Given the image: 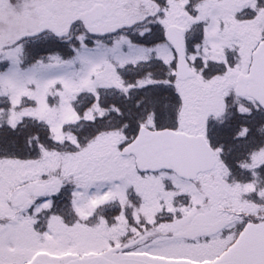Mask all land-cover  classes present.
<instances>
[{
    "label": "snow or ice",
    "instance_id": "snow-or-ice-1",
    "mask_svg": "<svg viewBox=\"0 0 264 264\" xmlns=\"http://www.w3.org/2000/svg\"><path fill=\"white\" fill-rule=\"evenodd\" d=\"M0 264H264V0H0Z\"/></svg>",
    "mask_w": 264,
    "mask_h": 264
}]
</instances>
